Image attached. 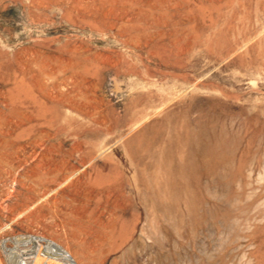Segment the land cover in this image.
Segmentation results:
<instances>
[{"label": "rangeland", "instance_id": "rangeland-1", "mask_svg": "<svg viewBox=\"0 0 264 264\" xmlns=\"http://www.w3.org/2000/svg\"><path fill=\"white\" fill-rule=\"evenodd\" d=\"M0 264H264V0H0Z\"/></svg>", "mask_w": 264, "mask_h": 264}]
</instances>
